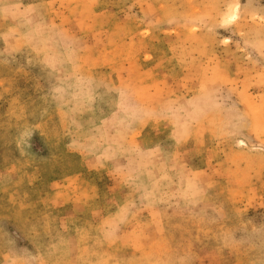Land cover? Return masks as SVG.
<instances>
[{
  "label": "rangeland",
  "instance_id": "rangeland-1",
  "mask_svg": "<svg viewBox=\"0 0 264 264\" xmlns=\"http://www.w3.org/2000/svg\"><path fill=\"white\" fill-rule=\"evenodd\" d=\"M0 264H264V0H0Z\"/></svg>",
  "mask_w": 264,
  "mask_h": 264
}]
</instances>
